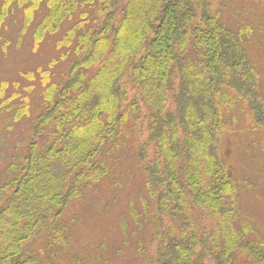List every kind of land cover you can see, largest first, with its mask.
I'll use <instances>...</instances> for the list:
<instances>
[{
	"label": "trees",
	"instance_id": "16d2710c",
	"mask_svg": "<svg viewBox=\"0 0 264 264\" xmlns=\"http://www.w3.org/2000/svg\"><path fill=\"white\" fill-rule=\"evenodd\" d=\"M15 2L23 33L45 13L36 45L72 24L57 41L66 66L59 81L43 72L35 118L15 96L0 106L31 120L26 151L0 184V264H63L67 208L109 175L102 156L130 140L151 204L143 200L150 264H264V241L229 227L238 187L219 154L236 105L264 129L263 71L245 48L251 29L230 28L214 0H5L0 22Z\"/></svg>",
	"mask_w": 264,
	"mask_h": 264
},
{
	"label": "rangeland",
	"instance_id": "374dc122",
	"mask_svg": "<svg viewBox=\"0 0 264 264\" xmlns=\"http://www.w3.org/2000/svg\"><path fill=\"white\" fill-rule=\"evenodd\" d=\"M4 1L0 0V12ZM214 1L230 28L251 29V35L245 37V48L250 60L263 71L260 90L264 98V0ZM44 14L39 13L23 33L24 10L15 2L0 22V93L5 94L0 96V106L15 96L13 104L25 100L32 118L44 107L43 72L48 71L52 80L59 81L66 66L60 59L57 41L72 24L66 22L56 35L36 45L33 33ZM30 74L34 77L29 78ZM30 86L33 89L29 91ZM14 113L15 108L3 111L0 107V184L9 176L13 157L25 153L31 134V120L16 122ZM227 116L229 122L219 142V154L232 170L238 187V217L233 227L228 225L234 231L244 230L248 240L264 241V129H253V114L245 103L236 105ZM105 158L109 175L88 187L82 198L66 210L69 244L59 252L58 259L63 264H150L156 245L143 200L146 198L149 207L151 204L131 140L127 147H111L102 156Z\"/></svg>",
	"mask_w": 264,
	"mask_h": 264
}]
</instances>
